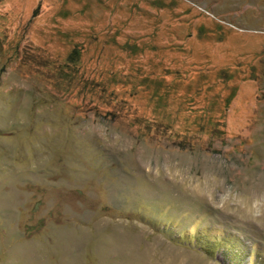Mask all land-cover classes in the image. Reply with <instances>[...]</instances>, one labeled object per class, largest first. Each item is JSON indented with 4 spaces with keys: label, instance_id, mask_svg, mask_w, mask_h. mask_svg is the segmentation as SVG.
I'll return each mask as SVG.
<instances>
[{
    "label": "rangeland",
    "instance_id": "1",
    "mask_svg": "<svg viewBox=\"0 0 264 264\" xmlns=\"http://www.w3.org/2000/svg\"><path fill=\"white\" fill-rule=\"evenodd\" d=\"M264 0H0V264H264Z\"/></svg>",
    "mask_w": 264,
    "mask_h": 264
},
{
    "label": "clouds",
    "instance_id": "2",
    "mask_svg": "<svg viewBox=\"0 0 264 264\" xmlns=\"http://www.w3.org/2000/svg\"><path fill=\"white\" fill-rule=\"evenodd\" d=\"M207 198L214 207L221 210L225 208L243 210L249 214H255L257 219L264 218V193L245 195L224 181L209 193Z\"/></svg>",
    "mask_w": 264,
    "mask_h": 264
}]
</instances>
